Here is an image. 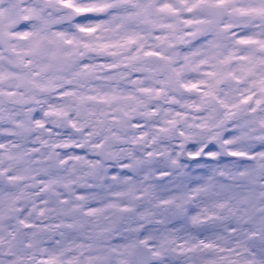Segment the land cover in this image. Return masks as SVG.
Masks as SVG:
<instances>
[{
    "label": "snow or ice",
    "instance_id": "snow-or-ice-1",
    "mask_svg": "<svg viewBox=\"0 0 264 264\" xmlns=\"http://www.w3.org/2000/svg\"><path fill=\"white\" fill-rule=\"evenodd\" d=\"M0 264H264V0H0Z\"/></svg>",
    "mask_w": 264,
    "mask_h": 264
}]
</instances>
